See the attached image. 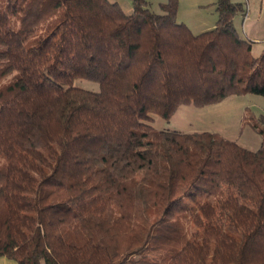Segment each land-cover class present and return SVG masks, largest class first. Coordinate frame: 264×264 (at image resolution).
Segmentation results:
<instances>
[{"label": "trees", "instance_id": "trees-1", "mask_svg": "<svg viewBox=\"0 0 264 264\" xmlns=\"http://www.w3.org/2000/svg\"><path fill=\"white\" fill-rule=\"evenodd\" d=\"M0 0V256L16 264H264L257 149L158 129L186 104L264 96L243 3L200 33L130 0ZM87 80L97 89L76 84Z\"/></svg>", "mask_w": 264, "mask_h": 264}, {"label": "rangeland", "instance_id": "rangeland-1", "mask_svg": "<svg viewBox=\"0 0 264 264\" xmlns=\"http://www.w3.org/2000/svg\"><path fill=\"white\" fill-rule=\"evenodd\" d=\"M119 3L121 8L130 12V0H110ZM152 12L160 13V4L166 0H147ZM215 0H178L177 21L185 23L197 34L215 25L217 13ZM243 3L244 11L237 13L232 21L242 38L250 36L260 38L254 44L253 54H258V47L264 45V0H233ZM251 40V39H249ZM256 43V42H255ZM76 84L97 89L98 85L87 80H77ZM264 116V96L257 93L230 94L217 101L195 106L182 105L170 118L154 116L151 125L158 129L193 132L208 130L237 141L249 149H257L261 143L260 135L252 128L254 120Z\"/></svg>", "mask_w": 264, "mask_h": 264}, {"label": "crops", "instance_id": "crops-1", "mask_svg": "<svg viewBox=\"0 0 264 264\" xmlns=\"http://www.w3.org/2000/svg\"><path fill=\"white\" fill-rule=\"evenodd\" d=\"M176 19H177V15H176ZM249 39H251V41H253V42H256L255 45L259 44V42H260V38H258L256 36H250ZM260 48L262 49L263 46L258 47V49H260ZM0 264H16V262L14 260L6 257V256H0Z\"/></svg>", "mask_w": 264, "mask_h": 264}]
</instances>
